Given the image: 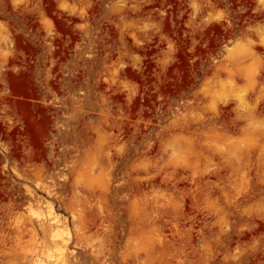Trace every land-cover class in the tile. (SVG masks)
I'll return each mask as SVG.
<instances>
[{
    "label": "rangeland",
    "instance_id": "rangeland-1",
    "mask_svg": "<svg viewBox=\"0 0 264 264\" xmlns=\"http://www.w3.org/2000/svg\"><path fill=\"white\" fill-rule=\"evenodd\" d=\"M0 264H264V3L0 0Z\"/></svg>",
    "mask_w": 264,
    "mask_h": 264
},
{
    "label": "snow or ice",
    "instance_id": "snow-or-ice-1",
    "mask_svg": "<svg viewBox=\"0 0 264 264\" xmlns=\"http://www.w3.org/2000/svg\"><path fill=\"white\" fill-rule=\"evenodd\" d=\"M261 3H264V0H261Z\"/></svg>",
    "mask_w": 264,
    "mask_h": 264
}]
</instances>
